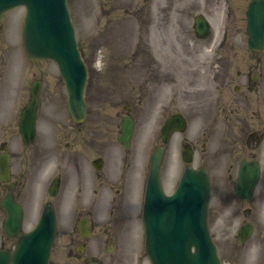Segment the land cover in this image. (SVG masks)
Listing matches in <instances>:
<instances>
[{"label": "rangeland", "instance_id": "rangeland-1", "mask_svg": "<svg viewBox=\"0 0 264 264\" xmlns=\"http://www.w3.org/2000/svg\"><path fill=\"white\" fill-rule=\"evenodd\" d=\"M250 1L69 0L72 19L76 25L77 38L89 64L90 74L86 99L90 108H94L95 104L103 105V114L99 117L102 131L80 133L81 136L93 142L95 148L84 149L81 146V140L75 142L74 139L65 138L64 142H72L73 151L82 147L86 156L84 169L88 172L93 169L90 162L94 157L103 158L105 162L103 171L107 174L105 182L113 184L112 175H117L119 171L123 170L124 156L127 155L129 163L132 161L129 183L137 191V196L130 205L132 207L136 201L139 202L137 204L138 214H140L141 207L139 198L144 194L150 154L156 146L161 144L160 129L164 118L168 115L162 113V109H160L164 96L179 93L175 97V104L171 106L169 112L176 108L183 111V114L190 121V129L185 132V135L195 142L194 135L201 131L204 122L212 116L208 110L199 109L197 102H204L208 94L210 97H215L214 93L213 95L211 93L197 94L195 89L191 87V82L194 83V86L196 84L204 86L208 82V77L205 75L206 69H203L200 78H197L198 63H206L207 60L214 59L220 60L223 58L222 56L225 58L228 56L234 60L233 65L235 67L231 69L233 75L238 70H244L242 63L252 56L247 45L248 35L246 31V10ZM200 12L207 15L212 24V33L206 39H199L194 32V16ZM24 14L25 9L23 7H18L7 13L6 25L0 31V48L5 50L4 54H9L13 50L16 56L17 53H15L14 46L10 42V36L14 34L15 41H22L21 28ZM227 22L229 27L226 29L225 24ZM224 33L227 34L226 45L220 48L218 43ZM259 54H261L260 58L264 60V51ZM154 66L160 73L161 78L159 79L154 76L152 70ZM40 68L45 74L44 91L56 87L55 89L59 93L57 98L44 99L45 101L40 107L38 126L39 130L42 131L44 127H51L50 120H48L49 118L53 120L54 116L50 117L48 114L51 105L58 103V109H60V104L65 102V94L64 84L60 79L56 65L52 61L46 60L40 63ZM10 73L8 69L0 84V89L4 93L2 101H6V95L11 91ZM31 77L30 73L26 74L27 80ZM168 78L169 83L174 80L175 84L172 86L167 84ZM234 85L235 83L231 85L230 89L224 90V98L234 94ZM48 91L46 95H48ZM20 99L23 102L27 96ZM125 105L131 106L132 116L136 118L131 145L128 148L117 141L120 133V120L126 111ZM255 107L250 106L248 109H242L240 114H233L230 110L226 113L229 117L238 115L245 121L248 119L255 127L257 121L262 117L264 118V103H260L259 109L256 108V111H254ZM259 112H261V116H258ZM215 113L225 115L219 109ZM90 119L93 120V116ZM88 124L90 125V122ZM215 128L217 133L213 143L217 147L223 144L221 142L224 138L222 137L223 133L221 135L219 133L223 126ZM178 136L179 134H174L166 152L163 175L168 189H172L173 185L176 184L181 171V146ZM259 157L264 165V146ZM70 171L75 173L74 166L71 167ZM225 175L226 173H222V175L217 173L216 198L213 202L214 215H217L216 209L218 206L220 207L219 203L223 199L222 194L226 186L222 177L224 178ZM73 177L72 179L69 178L71 193L76 195L78 188L86 192L88 188L84 186L85 181L76 180L75 175ZM258 185L254 204L259 208V217L254 222V233L247 242L242 243L237 238L236 233L239 228L237 221L233 226H229L230 224L220 219L212 224L214 240L226 264H264V199L258 194L264 189V175ZM108 186L110 187V185ZM119 188L124 193L129 191L127 185ZM110 194L112 195V192ZM100 203L102 200L96 201L95 205ZM109 203L111 204L112 201L109 200ZM75 205L76 202L70 199L68 206H66V212L59 217V233L55 244L56 250H53L52 253L51 264H62L61 261L66 264L67 262L66 257L62 256L63 250L60 249L65 246L69 239L68 236L66 238L63 235V232L73 228ZM62 207L64 208L63 205ZM109 209V205L104 203L102 209L101 207L97 208L94 212L96 215H102L100 221L103 222L106 220ZM100 210L102 211L100 212ZM137 219L132 221L130 225L138 226V231L134 232L130 240L123 238L124 235L119 232V235L122 236L123 245L126 246L127 242L128 246L131 247L130 250H126V248L109 250L110 254H106L108 252L105 250L89 251L106 259L110 264H149L144 250L142 226L140 220ZM28 226L26 223L25 228L28 229ZM99 233L100 230H98L97 235ZM7 245L13 246L14 242L7 241Z\"/></svg>", "mask_w": 264, "mask_h": 264}, {"label": "flooded vegetation", "instance_id": "flooded-vegetation-1", "mask_svg": "<svg viewBox=\"0 0 264 264\" xmlns=\"http://www.w3.org/2000/svg\"><path fill=\"white\" fill-rule=\"evenodd\" d=\"M1 30L2 24H0ZM4 52L5 50L0 48V84L9 69L11 72V91L7 93L6 101H2L4 93L0 89V108H2L0 109V120L2 121L0 123V154L9 155L11 171L9 181L0 180V249L15 250V241L11 240L5 232V221L8 218V213L2 206V200L5 196L11 195L17 203L23 206V221L29 220L30 223L40 217L41 211L46 205L52 206L59 221L60 215L66 212V206L71 199L76 202L73 210L75 222L71 230L63 232V235L66 238L68 236L69 239L65 246L60 249L64 250L62 256L66 257V264H110L106 259L100 258L96 253L89 250L131 249L127 242L126 246L123 245L122 236L119 234L121 233L124 235L123 238L130 240L134 232L138 231V226L130 225L132 221L137 218L139 220L141 217L137 212L139 202L136 201L132 207L130 205L137 196L136 189L134 190L129 183L132 161L129 163L128 157L125 155L123 170L119 171L117 175H112L113 178L108 175L109 178L114 179V184L105 182L107 177L106 172L103 171L105 162L100 156L91 160L92 170L88 172L84 169L86 156L82 147L84 149L95 148V145L86 137L81 136L80 133L102 131L99 124V117L103 114V105L101 104H95L94 108H90L88 105L85 121L78 123L72 119L66 104H60V109H58V103H53L48 111L50 117L54 115L53 120L48 119L51 127H44L41 131L37 122L35 141L31 144L25 143L21 131V114L30 100L32 83L34 81L41 83L40 107L45 101L44 99L57 98L59 93L55 89L56 87H52L48 89L50 91L47 90L48 95H46L47 91H44L45 74L40 68V63L26 60L23 56H15L11 51L9 54H4ZM260 56L261 54L250 56L248 60L242 63L244 70L236 71L235 75L231 71L235 67L233 65L234 60L228 56L226 58L222 56L223 58L220 60L214 59L207 60L206 63H198L197 78L199 79L203 69H206L207 85L198 86L196 84L194 86V83L191 82V87L195 89L197 94H215L214 98L208 94L204 102H197L199 109L208 110L212 116L204 122L201 131L194 135L196 143L185 135V132L189 130L190 121L188 118L186 129L179 132L182 171L187 167L204 168L210 176L211 199L208 223L211 234L213 233L212 224L218 219L226 221L230 224L229 226H233L237 221L239 232L242 226L247 224L253 225L254 229V222L259 217V208L254 204V201L257 197L258 184L264 175V165L259 157L264 146V118H260L254 127L248 119L245 121L238 115L229 117L226 112L230 110L233 114H240L242 109H248L250 106H256L254 109L256 111V108L259 109L260 103H264V60ZM153 68L151 67L155 78H161L157 67L154 66ZM29 73L32 77L27 80L26 74ZM166 83L172 86L175 81L172 80L169 83L168 78ZM233 83H235L234 94L224 98V90L230 89ZM177 95L179 93L164 96L162 109L164 113L168 114L165 117L166 120L176 113L183 112L179 108L169 112L171 106L175 104ZM23 96H27V99L22 102L20 98ZM217 109L223 111L225 115L215 113ZM130 112L131 106L125 111V115H131ZM91 116H93V120L90 119ZM258 116H261V112L258 113ZM218 126H223L219 133L220 135L223 133L222 137L224 138L221 141L223 144L215 147L213 139L217 133L215 127ZM65 138L74 139L75 142L81 140L82 147L73 151V143L64 142ZM168 144L166 145L167 149ZM188 152L192 154L190 163L185 160V157L189 156ZM99 160H102L103 165L96 167L94 163ZM255 163H259L260 168L258 184L252 191H249L250 178L247 176L246 184L238 192L237 186L242 165L245 164V169L250 172ZM73 166L75 168L74 174L70 171ZM218 172L221 175L226 173L225 177H222L226 187L222 194L223 199L219 203L220 207L218 206L216 209L217 215H214L213 202L216 198ZM73 175L76 176V180L85 181L84 186L88 188L86 192L78 188L76 195L71 193L69 178H74ZM163 177L164 175H162ZM125 185L129 187L127 193L122 192L119 188ZM174 189L175 187L168 190L164 185V191L167 194H171ZM258 194L264 199V189ZM101 200L102 203L95 205L96 201ZM109 200L112 201L111 204ZM104 203H107L110 209L106 220L101 222L102 215H96L94 211L100 207L102 209ZM215 216H218L217 219ZM98 230L100 233L97 235ZM7 241H13L14 245H7ZM62 263L65 264L63 261Z\"/></svg>", "mask_w": 264, "mask_h": 264}, {"label": "water", "instance_id": "water-1", "mask_svg": "<svg viewBox=\"0 0 264 264\" xmlns=\"http://www.w3.org/2000/svg\"><path fill=\"white\" fill-rule=\"evenodd\" d=\"M24 5L23 37L28 55L35 61L54 60L65 81L69 109L76 120L86 114L84 99L88 72L78 48L75 25L71 20L67 0H0V20L7 10ZM249 45L264 48V0H253L247 11ZM197 32L206 35L207 21L196 18ZM38 88H33L29 107L24 112L26 129L34 127L38 106ZM179 118L162 129L167 141L173 130L183 128ZM133 122H124L120 140L128 144ZM164 150L158 148L151 158L146 187L143 223L146 248L153 264H222L207 226L209 177L204 170H186L173 196L162 192L160 170ZM20 214L12 215L9 232L18 238L13 253L0 251V264H47L56 234L51 211H45L36 228L18 236ZM14 232H11V231Z\"/></svg>", "mask_w": 264, "mask_h": 264}]
</instances>
